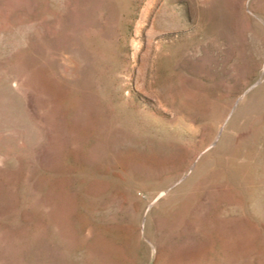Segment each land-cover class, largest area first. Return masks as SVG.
I'll list each match as a JSON object with an SVG mask.
<instances>
[{"label": "rangeland", "instance_id": "374dc122", "mask_svg": "<svg viewBox=\"0 0 264 264\" xmlns=\"http://www.w3.org/2000/svg\"><path fill=\"white\" fill-rule=\"evenodd\" d=\"M0 264H264V0H0Z\"/></svg>", "mask_w": 264, "mask_h": 264}]
</instances>
